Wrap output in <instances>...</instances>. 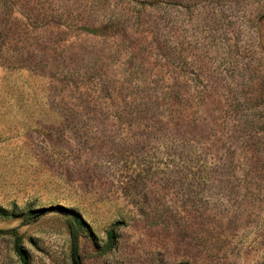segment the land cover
<instances>
[{
  "label": "rangeland",
  "instance_id": "1",
  "mask_svg": "<svg viewBox=\"0 0 264 264\" xmlns=\"http://www.w3.org/2000/svg\"><path fill=\"white\" fill-rule=\"evenodd\" d=\"M66 209L80 264H264V0H0V264Z\"/></svg>",
  "mask_w": 264,
  "mask_h": 264
},
{
  "label": "trees",
  "instance_id": "2",
  "mask_svg": "<svg viewBox=\"0 0 264 264\" xmlns=\"http://www.w3.org/2000/svg\"><path fill=\"white\" fill-rule=\"evenodd\" d=\"M65 211L67 212V228L71 245L70 254L74 264H80L78 259L79 240L84 235L86 226L82 218L74 213L71 209H66ZM15 251L21 262L26 264V257L23 250L18 245H16Z\"/></svg>",
  "mask_w": 264,
  "mask_h": 264
}]
</instances>
